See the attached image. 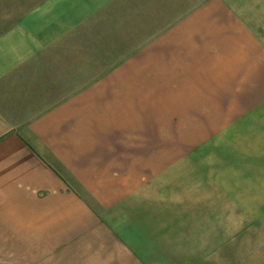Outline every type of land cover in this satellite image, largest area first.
Wrapping results in <instances>:
<instances>
[{"label": "crops", "instance_id": "1", "mask_svg": "<svg viewBox=\"0 0 264 264\" xmlns=\"http://www.w3.org/2000/svg\"><path fill=\"white\" fill-rule=\"evenodd\" d=\"M263 239L264 0H0V264H264Z\"/></svg>", "mask_w": 264, "mask_h": 264}, {"label": "rangeland", "instance_id": "2", "mask_svg": "<svg viewBox=\"0 0 264 264\" xmlns=\"http://www.w3.org/2000/svg\"><path fill=\"white\" fill-rule=\"evenodd\" d=\"M253 209L255 210V208H253ZM235 226H236V224H233L234 229H235ZM254 227H255V224H254ZM257 241L258 240H250L249 245L250 246H256V245H258ZM261 241L264 244V239L261 240ZM62 251H64V248L62 249ZM54 256H55L54 254H51V255H49V254H39V255L26 254L24 256H18V257H19V261L23 258L25 264H50L49 260H50V258L54 259ZM58 263L59 264H64V262H62V261H59Z\"/></svg>", "mask_w": 264, "mask_h": 264}]
</instances>
